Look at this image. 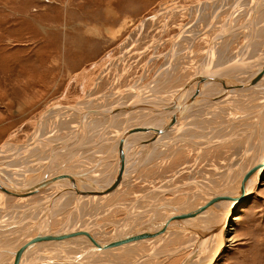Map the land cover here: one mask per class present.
Segmentation results:
<instances>
[{"label": "rangeland", "instance_id": "1", "mask_svg": "<svg viewBox=\"0 0 264 264\" xmlns=\"http://www.w3.org/2000/svg\"><path fill=\"white\" fill-rule=\"evenodd\" d=\"M207 1H210L209 4ZM221 1L0 0V146L7 143L8 147H6L7 150L5 149L6 153L0 152V167L6 168L9 173L11 172L13 174L12 177L17 174L26 173H34L47 177L68 173L73 175V168L69 165L62 167L63 162L56 160L58 164L54 165L51 163L55 162V160L42 162L44 161L43 153H41L42 161L38 159L39 156L34 155H27L23 159L24 149H18L19 146L27 143L36 134L38 140L42 143H49L50 145H54L57 143L56 141L74 137L75 131L74 125L72 126V124L78 123L77 120H81L78 117L79 113L71 108L54 109L57 105H74L78 108H85L90 105V107L98 108L115 101L119 93L125 94L127 90L131 91L132 87L130 85H137L136 87L140 86L143 89H152V91L159 92V95L173 97L180 91L179 87L182 81L184 83L191 80L192 76H196L199 71L201 72L203 67L205 68L211 60L215 59L227 47V43H229L227 49L230 50L228 51L230 54L231 51L232 53L234 51L240 53V50L245 48V43L250 42H246L250 36H252L253 40L255 39V42L264 40V0H241L240 3L242 6L244 5V8L241 6L239 8L240 11H237L238 15L236 17L237 20H235V25L238 22H243L244 24L252 8L255 6L256 9V5L251 3L255 1V4L261 3V5L258 4L260 15L259 12H255L256 20L254 23H258V28L255 29L253 34L247 33L246 24L242 26L246 30L242 29V27L239 31L235 30L237 28L233 29L234 35L228 36V40L226 38L225 40H221V49L215 55L217 41L212 44L208 41L210 39L209 37L204 38L203 36V38H200V34L196 33V31H202L204 25L206 27L211 26L210 28H213V31L210 29L209 34H211L215 28L219 29V25L221 26L226 22L230 11V2L224 4L223 7L221 6L214 14V10L216 11ZM199 3L203 4V6L201 7ZM209 16L212 19H210L212 21L211 23L214 24L218 21L215 28L211 23H207ZM220 29H223V27ZM183 31L185 32L182 33ZM226 31L228 30L226 29ZM186 33H188V36H185ZM192 33L193 35H190V39H188L189 34ZM176 39L177 42L180 40L178 42L179 47L175 50L177 51L175 55L177 59L173 58L171 61L167 58V55L170 52L169 50H171L173 40L175 42ZM210 46H212L211 50H209L211 48ZM203 56H205L204 59L202 58ZM208 57L209 59H206ZM174 61H176V64H173ZM193 64L196 66H193ZM174 65H176V70H171ZM200 66L203 67L200 69ZM162 67H164V73L163 69H161ZM196 67L197 69H195ZM161 73L165 75L163 76ZM160 83L162 86H160ZM212 90L209 96L201 99V101H205L203 106H213L219 102L221 106L223 104L222 107L224 108L216 107L218 109L215 108V110L218 111L221 108V115L215 113L216 117L212 116V120L211 115L205 109H200L199 114L203 117L201 115L199 116V114L197 115L201 119L204 118L202 120L209 122L206 123L200 118H197V122L200 123L203 129H199V136H202L206 132L205 136H202V139L207 140L209 138V140L214 141L207 142L205 143L206 145L201 147V149L205 147L207 150H196L193 147L191 149H185L183 147L178 152H175L174 156L172 154H164L162 157L170 160L165 161L168 163H166L167 165L162 161L163 159L157 160L156 163H151L152 165H146L138 170L136 169L137 172L136 170L134 172V174L136 173L135 177L123 175L111 186L116 187L115 194L110 193V197L108 196L105 199L103 198L105 197V192H103L100 195V199L95 200V203L91 200L89 202L87 198L74 201L73 197L75 192L73 191L68 196L58 199L57 206L52 208L58 211L63 209V213L55 212V216H51L53 221L51 220L50 224L53 222H56V224L53 223V226L49 224L50 229H55L56 227V230L59 228H62L61 230H71L72 228H79V226L81 229L85 227L84 230H92L94 234L91 233V235L100 241L102 238H105L104 240H110L119 235L120 232H126V235L136 230L135 228L133 229L135 222L143 223L139 229V231L143 232L148 227L147 225L166 221V219L160 217H166L179 208H185V211L190 212L186 211L184 213L193 214L194 217L200 216L202 213L204 216L205 212V215H208V217L215 213L217 216L221 207H223L224 200L209 204L212 199L207 200L206 193L200 192L201 190L196 187L197 184L195 185L191 181L198 180L203 186L204 183L209 184L210 189L222 191L221 193H229L234 189V184L238 177L244 176L243 174L248 171L249 167L256 160L255 154L257 150H255V146H257V143L255 142V145L251 143L252 145L250 144L251 146L247 147V137L244 136V138L240 139L242 137L241 135H243L241 133H244V130L248 128L246 124L249 123L250 125L256 119L255 116L259 114V111L261 110L262 112V108L258 106V104H261L259 99L249 98V92L247 91L246 94H244L243 90L242 92L241 90H237L239 93L233 92L232 90L223 92L217 87ZM221 92L228 95L225 96L228 103L220 100L222 98L220 97ZM123 94L118 99H121L120 97ZM238 94L239 96H237ZM105 102L106 104H104ZM44 114L45 116L40 118ZM213 119H216V122ZM110 124L114 125L111 131L119 130L120 122L116 125L115 116H113ZM80 127L78 124L75 130L79 129L80 131ZM191 128L190 126L188 128L183 127L180 131L182 132L183 129L189 130ZM226 132L227 134H224ZM116 133H119V131ZM75 135L77 137L81 136V134ZM88 136V139H96L98 137V130H95ZM106 138L108 137L106 136ZM219 139L227 140L226 142L218 143L219 146L217 145V147L215 145L217 143L215 142L219 141ZM232 139L239 141L233 142ZM230 140L232 141L230 142ZM259 145L258 142V147ZM85 146L86 150L87 145L85 144ZM172 151H175V149ZM114 152L112 153L114 154ZM172 156L174 158L175 156L177 157L173 162ZM13 157L14 160H12ZM154 158L155 156L152 157V159ZM12 161L26 163L22 167L25 171L19 172L16 168L15 170L14 168L12 169V166H5ZM118 161L113 164L110 163L106 169L111 168ZM227 168L229 169L227 170ZM95 177L98 178L97 176ZM124 180H128L129 182L121 183ZM13 182L15 183H2L5 186L17 188H26L32 185L26 183L21 186L16 183V180H13ZM157 187H163L162 189L166 192L162 191L163 193H159L158 189H156ZM166 187L170 188L167 190ZM147 189L154 193L152 194ZM60 190H62L60 187H50L33 194L13 195L0 189V243L3 239L5 241L10 239L11 242V245H9V242L4 246L0 244V249H7L6 247H12V249L15 247L20 248L24 245L31 238L26 237L28 236V232L34 230L31 233H35V229L39 227V224L45 222V220L43 222L41 221L45 218V213L50 212V205L53 202L56 203V193ZM105 191L107 192L108 189ZM209 192L210 190L207 193L209 194ZM251 193L249 197L243 200L240 207L233 212V216L229 222L234 227V231L226 237L227 240L225 239L223 250L213 264H264V178L259 187L255 188L254 192L252 191ZM43 195L44 197L42 198ZM69 201L72 202L66 205L68 208L65 206L59 209L60 205L67 204ZM160 201L161 203H167L169 209L162 210L156 214L157 212H153L154 206L160 203ZM124 204L127 206H124ZM87 205H90L89 208ZM210 205H213L215 209L211 208ZM204 207L206 209L210 208V210H206ZM135 208H138V211L145 212L141 215L134 216L135 222L129 223L130 225L128 224L123 229L121 222L132 221V219H129L132 217H129L127 213L129 212L128 210L131 209L132 211ZM196 209L201 212L204 210L201 213ZM47 210L49 211L46 212ZM87 210L88 212H86ZM91 210H94L93 212L96 211V214L91 213ZM154 213L158 218L152 217ZM69 216L74 217L72 221ZM92 216H98L95 217L97 221ZM57 219L61 220L58 221ZM119 223L121 227H119ZM203 223L205 222L203 221ZM5 224L8 225L5 226ZM169 225H167L169 235L166 233L158 236L159 231L150 235L148 234L146 237L138 238L118 246L120 248L116 247L117 249L111 248L110 251L107 250L108 255H105V252H103V255L101 251L94 252L95 255L94 253L90 254L89 249L92 248V245L89 244L86 246L79 243L83 238H75V240L70 242L66 240L65 243L68 244H61L62 246L58 243L51 247H43L46 248L47 251H45L47 253L44 250L40 251L41 249L31 253L39 256L42 252V254L45 252L44 255L61 252L57 256H60L64 262H79L87 256L85 260L88 262H97L98 260L99 262L97 263L99 264H181L189 253L190 246L195 239L194 241L191 240L193 241L192 243H189L190 232L184 233L177 230L180 231L179 236L171 234L173 231L169 230ZM87 226L90 228L88 229ZM171 229L173 228L171 227ZM157 237H160L158 245H154L150 240H154L155 242ZM73 244L80 245L78 247H81L82 250L77 256L71 257L67 255V252L69 249H73L71 248V246H74ZM52 247H56L53 248L55 252ZM143 251L146 253L147 251H152L154 255L148 256L145 254L147 258L139 260L140 253ZM206 253L207 251L205 253L200 252L199 254L198 251V257H195L197 258L195 263L199 264L206 257ZM99 254H102L101 256L104 259ZM100 261L102 262L100 263ZM52 262L54 264L55 260Z\"/></svg>", "mask_w": 264, "mask_h": 264}, {"label": "bare ground", "instance_id": "2", "mask_svg": "<svg viewBox=\"0 0 264 264\" xmlns=\"http://www.w3.org/2000/svg\"><path fill=\"white\" fill-rule=\"evenodd\" d=\"M221 1V0H220ZM232 1V0H231ZM227 1V0H222L218 6V8L216 9V11L214 10V14L215 12L218 11L219 8H221V6L223 7L224 4H226L227 2H230V5H229V13H228V16H227V20L226 22L223 24V25H219L220 28L223 27V29H216V25L218 24V21L217 23L215 22L214 24L211 23L212 19L211 17L209 16V20L207 23H211V25L213 26L214 25V32H212L211 34L210 33V27H206L205 25L203 26L204 29H202V31H196V33H199L200 34V38L204 36L205 37H209L210 39L208 40L210 43H216L217 41V47H216V51H215V55H217L221 49V40H228V36H232L234 35L233 33V29H235L236 31L244 26L246 24V28H247V33H252L255 32V29L258 28V23H254L255 20H256V13L259 12V15H260V11H259V5H261V3H258V4H255L256 2L253 1L251 3H253L254 5H256V9H255V6L252 8V10L250 11L249 15L246 17L245 21H244V24L243 22L242 23H239L237 25H235V20L238 13L237 11L239 10V8L242 6L241 5V0H234V1ZM247 1V0H246ZM208 2V1H207ZM210 2V1H209ZM208 2V4H209ZM235 2V3H234ZM250 2V1H249ZM212 3V2H211ZM210 3V4H211ZM244 3V2H243ZM200 4V3H199ZM207 4V5H208ZM245 4V3H244ZM201 7L203 6V4H200ZM211 6V5H210ZM209 6V7H210ZM213 6V5H212ZM244 6V5H243ZM242 6V7H243ZM200 7V8H201ZM207 7V6H206ZM216 7V5H215ZM244 8V7H243ZM223 9V8H222ZM210 10V9H209ZM254 10V11H253ZM220 11V10H219ZM240 11V10H239ZM211 12V10H210ZM221 12V11H220ZM256 12V13H255ZM264 12V11H263ZM262 13V11H261ZM182 14V13H181ZM207 14V13H206ZM209 14V13H208ZM254 14V15H253ZM258 15V17H259ZM255 16V17H254ZM263 16V15H262ZM216 17V16H215ZM243 18V17H242ZM211 19V20H210ZM219 20V19H218ZM240 21V20H239ZM242 21V20H241ZM221 22V21H220ZM206 23V24H207ZM204 24V23H203ZM220 24V23H219ZM185 25V24H184ZM142 27V26H141ZM202 27V28H203ZM206 27V28H205ZM198 28V27H197ZM196 28V29H197ZM199 29V28H198ZM213 29V28H212ZM211 29V30H212ZM226 29L228 31H226ZM242 29H245V27ZM241 29V30H242ZM262 29V28H261ZM220 30V31H219ZM246 30V29H245ZM193 31V30H192ZM213 31V30H212ZM229 31L230 34H229ZM185 31H183L182 33H184ZM187 32V31H186ZM243 33V32H242ZM246 33V35H248ZM218 34V35H217ZM236 34V33H235ZM244 34V33H243ZM251 34V35H252ZM257 34V33H256ZM188 36V33L185 34V36ZM190 35H193L192 34H189V38L190 39ZM197 35V34H196ZM227 35V36H226ZM237 35V34H236ZM258 35V34H257ZM198 36V35H197ZM249 36V35H248ZM193 37V36H192ZM195 37V35H194ZM198 37V38H199ZM224 37V38H223ZM179 38V37H178ZM186 39V37H185ZM196 39V38H195ZM215 40V41H214ZM180 40H178L179 42ZM247 41H250V42H247ZM177 42V39L173 40V44H172V47H171V50H169L170 52L168 53L167 55V58L169 60L172 61V59H177L175 57L177 51L176 48H178L179 46V43ZM232 42V41H231ZM247 43H245L244 47L242 50H240V53L243 52L242 54L238 53V52H235L229 54L227 47H229V43H227V47H225L220 53L219 55L211 60L206 66L205 64H203L205 66V68L203 66H200L199 68L202 69V71L200 72L199 71V68H198V73L197 75L195 76H192L191 80H188L186 82L180 84V91H178V93H180V97L179 99L175 96L173 97H170V96H167V95H159V92H155L152 91V89H143L142 87L138 86L135 87L133 85H130L132 87V90H127L125 94L123 93H119V96H121V94H123L122 97H120L121 99H118V98L113 101V102H109L110 104L108 105H103V106H100L98 108H94V107H89L86 106L85 108H78L74 105H57V107H55L54 109H62V108H71L72 110H74L75 112H78L79 115L78 117L81 118L80 121L77 120L78 123H75V124H72V126L74 125V137L73 138H66V139H63V140H60V141H56L57 145H50L49 143L46 144V143H42L40 140L37 139V134L34 135L27 143H24L22 146H19L18 149H24V156L22 157L24 159V157H26L27 155L31 156V155H34V156H39V160L42 159L41 157V153H43L44 157H43V160L42 162H45V161H48V160H56L57 161H60V162H63L62 164V167H66V166H70L73 168V175L77 178L80 179V188H86L85 185H90V187H95V186H101V187H104L105 185H103L104 182L108 181H112L115 176H116V179H115V182L120 179V177H122L123 175L129 177V176H133L135 177L136 173L134 174L135 170L141 168V167H144V166H148V165H152L151 163H156L157 160H162V161H170L166 158H163L162 156L164 154H172L174 156L175 152H178V150L180 148H183L185 147V149H191V147L195 148L196 150H204L201 147H203L204 145H206L205 143L207 142H214L213 140H209V138L206 140L202 139V136H205V133H203V135L199 136L198 132H199V129L203 130L200 125V123L197 122V118H200L199 116L201 114L200 113V109H205L207 110V113L209 115H211V120H212V116L216 117L215 113L217 115H221V111L219 109L218 110H215L216 107H222L220 105L219 102L215 103L213 106L211 105H208V106H203V103L205 101H201L202 98H205L207 96H209V93H211L215 87L219 88L218 86H221L222 84H228V83H235V82H240V81H245L247 80V78L249 76L252 75V73L257 69V68H260V67H264V40H261V41H258V42H255V39L253 40L252 39V36L249 37V39L246 40ZM220 43V44H219ZM219 44V45H218ZM232 46V45H231ZM183 47V46H182ZM190 47V46H189ZM211 48L209 50L212 49V46H210ZM188 48V47H187ZM207 48V47H206ZM205 48V50H206ZM242 48V47H241ZM182 49V48H181ZM191 49V48H190ZM214 49V48H213ZM213 51V50H212ZM239 51V50H237ZM249 51V52H248ZM194 52V51H193ZM205 52V51H204ZM242 55V56H240ZM206 56V55H205ZM205 56H203L202 58L204 59ZM190 57V56H189ZM210 57V56H209ZM206 58V59H209ZM195 59V58H194ZM201 59V58H200ZM193 61H196V60H193ZM202 61V59H201ZM209 61V60H208ZM167 62V61H166ZM176 61L173 62V64L175 63ZM185 62V61H183ZM204 62V60H203ZM234 62V63H232ZM168 63H171V62H168ZM202 63V62H200ZM199 63V64H200ZM206 63V62H205ZM232 63V66L234 68H236L234 71H231V72H228V73H223L221 74L222 72H220L219 70L221 68H223V66H226V65H230ZM167 64V63H166ZM176 64V63H175ZM188 64V63H187ZM198 65V64H197ZM168 66V65H167ZM175 66V67H174ZM172 69L176 70V65H174ZM179 66V65H178ZM193 66H196L193 64ZM165 67V65H164ZM164 67H162L161 69H163ZM170 67V66H169ZM198 67V66H197ZM197 67L195 69H197ZM213 67V68H212ZM180 68V67H179ZM212 68V69H211ZM178 69V68H177ZM194 69V71H195ZM193 70V69H192ZM210 70V72H209ZM160 71V70H159ZM168 71V70H167ZM163 73H164V69H163ZM168 73V72H167ZM196 73V72H195ZM159 74V73H158ZM162 74V73H161ZM163 75V74H162ZM165 75V74H164ZM163 75V76H164ZM170 75V74H169ZM202 75H205L207 79V76H215L213 79L211 80H202V82H197L200 77ZM161 76V75H160ZM168 76V75H167ZM174 76V75H172ZM188 77V76H187ZM163 78V77H162ZM165 78V77H164ZM168 78V77H167ZM170 79V78H169ZM179 79V78H178ZM188 79V78H187ZM160 80V79H159ZM164 80V79H163ZM168 80V79H167ZM176 80V79H174ZM156 81V80H155ZM137 82V81H136ZM159 82V81H158ZM140 83V82H139ZM138 83V84H139ZM180 83V82H179ZM252 84L254 85V88L251 89V90H247V89H243L244 91V94H246V91L249 92V98H253V99H259V101L261 102V104H258V106H260L262 108V112L261 110L259 111V114L255 116V120L252 121L249 125V123L246 124V126H248V128L246 130H244V133H241L243 135H241L242 137H240V139L247 137V141H246V144H247V147L251 146L252 144L255 145L254 143L256 142L257 146H255V150L256 151V154H255V163L252 164L249 169L251 167H253L254 165H256L257 163H260V159H259V156H260V152H261V149H262V144L263 141H264V74H262L259 78H257L255 81L252 82ZM116 85V84H115ZM125 86V85H124ZM129 86V87H130ZM160 86L161 83H160ZM113 90V89H112ZM124 90V89H123ZM223 91V90H222ZM233 92H236V93H239V91L237 92V90H232ZM120 92V91H118ZM242 92V90H241ZM112 93V92H111ZM177 93V94H178ZM229 93V92H228ZM105 94V93H104ZM108 94V93H107ZM231 94V93H230ZM242 94V93H241ZM240 94V95H241ZM129 95V96H128ZM227 94L225 93H222L221 92V96L222 97L220 100L224 101V102H227L226 101V96ZM243 95V94H242ZM101 96V95H100ZM228 96V95H227ZM239 96V94L237 95ZM224 97V98H223ZM234 97V96H233ZM246 97V96H245ZM91 98V97H89ZM97 98V97H96ZM231 98V97H229ZM95 99V98H94ZM208 99V98H206ZM91 100V99H90ZM233 100V99H232ZM236 100V99H235ZM252 100V99H251ZM106 101V100H105ZM214 102V101H213ZM251 102V101H250ZM198 103H200V105L198 106H194V105H197ZM223 103V102H222ZM228 103V102H227ZM106 104V102L104 103ZM189 105L190 104V109L184 111L182 114H180L177 119H173V121H169L171 119H169V117L171 116V114L173 112H177V111H180L182 106L184 105ZM240 104V103H239ZM257 104V103H256ZM225 105V104H224ZM233 105V104H232ZM237 105V104H236ZM253 105V104H252ZM251 105V106H252ZM82 106V105H81ZM211 107V108H210ZM239 107V106H238ZM224 107H222L223 109ZM259 108V109H261ZM71 109H67V110H71ZM76 109V110H75ZM218 109V108H216ZM52 110V109H51ZM204 110V111H205ZM218 111V112H216ZM228 111V110H227ZM172 112V113H171ZM249 112V110H248ZM246 112V113H248ZM253 112V111H252ZM206 113V112H205ZM229 113V112H228ZM245 113V114H246ZM199 114V116L197 117V115ZM203 114V113H202ZM249 114V113H248ZM252 114V113H251ZM250 114V115H251ZM44 115H41L40 118H42ZM113 116H115V119H116V125H118V122H120V125H119V130H114V131H111L112 127L114 126L113 124H110V122L112 121L113 119ZM191 116V117H189ZM245 116V115H244ZM201 117H203L201 115ZM220 118V116H218ZM247 117V116H246ZM263 117V122H261V119ZM39 118V119H40ZM218 118V119H219ZM222 118V117H221ZM231 118V117H230ZM201 119V118H200ZM204 119V118H202ZM201 119V120H202ZM217 119V118H216ZM216 119H213L215 122H216ZM199 120V119H198ZM200 120V121H201ZM209 120V119H208ZM210 120V121H211ZM203 122L206 120H202ZM219 121V120H218ZM227 122V121H226ZM206 123H209V122H206ZM212 123V121H211ZM221 123V122H220ZM78 124L81 126V130L79 131V129H76L75 130V127L77 128L78 127ZM241 124V123H240ZM67 125V124H66ZM132 125V126H131ZM144 125H152L154 128H157V130L155 131L156 133L155 134H151L152 136H150L149 134H140V133H137V134H131L129 133L130 131L134 130V129H137L141 126H144ZM245 125V124H243ZM38 126V125H37ZM192 127L191 129H183L182 132L180 131L183 127L184 128H188V127ZM204 126V125H203ZM207 126V125H205ZM218 126V125H217ZM220 126V125H219ZM236 126V125H235ZM244 126V127H246ZM239 127V126H238ZM224 128V127H223ZM227 128V127H226ZM195 129V130H194ZM83 130H84V134H83ZM95 130H98V137H96V139H88L89 138V134L93 133ZM193 130V131H192ZM213 130V129H211ZM224 130V129H223ZM232 130V128H231ZM70 131V130H69ZM119 133H116L118 132ZM216 131V130H215ZM240 131V130H238ZM230 132V131H229ZM71 133V132H70ZM126 133V134H125ZM200 133V132H199ZM75 134H81V136L77 137ZM100 134V135H99ZM213 134V133H212ZM211 134V135H212ZM224 134H227L224 133ZM246 134V135H245ZM96 135V134H95ZM147 136L146 140H151V143H143L141 146H139V148L135 150V147H132L130 151H126L125 153V156L123 158V166L122 168L118 171V163L119 161L115 164L114 166V175H113V178L110 177L111 175V170H112V167L111 168H108L106 169L110 163H115L117 160H119V152L120 150L123 148V146H127L128 145V142H132V140L136 139V138H139V137H144V136ZM240 135V134H239ZM88 136V137H87ZM106 136L108 138H106ZM214 136V135H213ZM223 136V135H222ZM225 136V135H224ZM87 137V138H86ZM93 137V136H92ZM221 137V136H220ZM219 137V138H220ZM215 138V137H214ZM235 138V137H234ZM68 139V140H67ZM211 139V138H210ZM104 140V141H102ZM227 139H219V141H216L215 144L216 146L220 143V142H226ZM233 142H237L239 140H235V139H232ZM230 140V142L232 141ZM102 141V142H101ZM120 142V143H118ZM258 142H259V147H258ZM88 143V144H87ZM118 143V144H117ZM252 143V144H251ZM85 144L88 146L87 149H83V151L81 150L80 152L79 151H75V150H72V148L74 146H77V145H82V146H85ZM117 144V145H116ZM127 144V145H126ZM234 144V143H233ZM251 144V145H250ZM18 145V144H16ZM236 145V144H235ZM217 146V147H218ZM221 146V144H220ZM229 146V145H228ZM245 146V144H244ZM6 147H7V143H4V145L0 146V152L2 153H6ZM108 147V148H107ZM179 147V148H178ZM235 147V146H234ZM240 147V146H239ZM242 147V145H241ZM254 147V146H253ZM8 148V147H7ZM11 148V147H10ZM9 148V149H10ZM208 148V147H207ZM6 149V150H5ZM117 149V150H116ZM173 149H175V151H172ZM250 149V148H249ZM101 150H104V151H101ZM116 150V151H115ZM182 150V149H181ZM207 150V149H205ZM115 151V152H114ZM149 151V152H148ZM223 151V150H222ZM236 151V150H235ZM114 152V154L112 153ZM132 152H134L132 154ZM102 153V154H101ZM77 156H76V155ZM86 154H89V155H86ZM180 154V153H178ZM232 154V153H231ZM42 155V156H43ZM106 155V156H105ZM182 155V154H181ZM185 155V154H184ZM223 155V154H222ZM154 159H152V157H154ZM171 156V155H170ZM172 156V157H173ZM177 156V154H176ZM175 156V158L173 157L172 159V162L174 160L177 159V157ZM183 156V155H182ZM245 157V156H244ZM168 158V157H167ZM9 159V157H8ZM17 159V158H15ZM21 159V158H20ZM26 159V158H25ZM180 159V158H179ZM178 159V160H179ZM233 159V158H232ZM242 159V158H241ZM10 160V159H9ZM14 160V157L13 159ZM34 160V159H33ZM32 160V161H33ZM116 160V161H115ZM23 161V160H22ZM160 161V162H162ZM243 161V160H242ZM248 161V160H247ZM36 162V161H35ZM52 162L51 164L54 165V164H58L57 162ZM8 163V162H7ZM163 163V162H162ZM167 162H165V165ZM171 163V162H170ZM241 163V162H240ZM164 164V163H163ZM243 164V163H242ZM26 165V163H18V161H12L11 163H8L7 165L5 166H12L11 168L15 170L18 169L19 172H24L25 169L23 170V166ZM72 165V166H71ZM240 165V164H239ZM140 166V167H138ZM193 166V165H192ZM221 166V165H220ZM234 167V166H233ZM237 167V166H236ZM241 167V166H240ZM248 167V166H247ZM22 168V169H21ZM232 168V167H231ZM242 168V167H241ZM80 169V170H79ZM229 168H227L228 170ZM240 169V168H239ZM248 169V170H249ZM136 170V172H137ZM243 170V169H242ZM241 170V171H242ZM247 170V169H246ZM113 171V170H112ZM240 171V172H241ZM118 172V173H117ZM178 172V171H177ZM228 172V171H227ZM233 173V172H232ZM237 173V172H235ZM248 173V171L245 172V174H243L244 176H239L238 179L235 181V184H234V189L231 191V192H227V193H221L222 191H214L212 189H210L209 187V184H206L204 183V186L201 185L202 183H200L198 180H192L191 182L195 183V185L197 184L196 187H198L201 191L200 192H203V193H206V197H207V200H211V199H214V198H218L217 196L219 194H229V195H233L237 190L238 188L240 187L241 185V182L242 180L244 179L245 175ZM131 174V175H130ZM241 174V173H240ZM12 173L8 172L6 170V168L4 167H0V180L2 182H7V183H15L13 182V180H16L18 184H20L21 186L23 184H26V183H30V184H35L36 182H38L39 180L43 179V178H52V177H47V176H41V175H36L34 173H26V174H17L16 176L12 177ZM65 175H71V174H65ZM233 175V174H232ZM239 175V174H238ZM95 176H97L98 178H96ZM226 177V176H225ZM228 177V176H227ZM231 178V177H230ZM263 178H264V166L263 168L260 170H258L245 184V187H246V192L247 194L243 197L242 200H240L238 202L237 205H235V209L232 211L231 209V204H232V201H225L223 202V207H221V210L220 212H218L217 216L214 214L211 217H208V215L206 216V212L203 216V210H202V214L200 216H197V217H194L193 215L186 218V219H183V220H175L173 222H170L169 224H172L170 226V231H173V233L171 234H174L175 236H179V232L182 231L184 233H188L190 232V242L189 243H192L195 239V241L191 244L190 246V250H189V253L187 254V256L184 258L183 262L181 264H184L185 261L193 255V257L187 261V263L185 264H198V263H195L196 259L195 258L196 256L198 257V254L197 252L199 251V254L200 252H203L206 253V257H204L203 260H201L200 263L202 264H213L214 261L216 259H218L219 255L221 254L222 250H223V247L225 245V239L226 237L231 234L234 230V227L232 226V224H230V220L232 218V214L233 212H235V210L237 208L240 207V204L243 202V200H245L247 197H249V195H251L252 191L254 192L255 188H258L259 185L261 184V182L263 181ZM224 179V178H223ZM210 180V179H209ZM212 180V179H211ZM231 180V179H230ZM83 181V182H82ZM128 180H124L123 182L121 183H124V182H127ZM105 183V184H108ZM129 182V181H128ZM127 182V183H128ZM233 182V181H232ZM111 183V182H110ZM238 183V184H237ZM190 184V183H189ZM230 184H231V181H230ZM240 184V185H239ZM258 184V186H257ZM50 187H60L62 188V190L58 191L56 194H57V199H56V203L53 202L51 205H50V212L49 213H45V218L42 219L41 222H43L45 220L44 223L42 224H39V227H37L35 230V233H31V231L34 232V230H30L28 232V236H26L27 238H30L28 241H30L32 238H34L36 236V233H43V234H50V233H55V232H62L63 230H61L62 228H59L58 230H56V227L55 229H50V222L51 220L53 221V219H51V216H55L54 213L55 212H62L63 209L62 207H65L66 205L68 204H71L70 202H72L73 200H78V199H83V198H88L89 199V202L90 200L91 201H94L95 203V200H99L100 199V195L101 193L105 192V197L103 198H108V196L110 197V193H114L115 192V188L116 187H110L108 189V191H103L101 193H90V192H86L84 193L83 191L79 192L77 190H75V187L70 185L69 182L67 181H63V182H56V183H53L51 185H49L48 187L46 188H50ZM69 187V188H68ZM77 187L79 188V186L77 185ZM89 188V187H88ZM119 188V187H118ZM163 188V187H162ZM162 188H156L158 189V192L161 193L162 191H164ZM170 187H166V189L168 190ZM155 189V188H154ZM160 189V190H159ZM162 189V190H161ZM120 190V189H119ZM208 190H210L209 194L207 193ZM73 191L75 192L74 193V199L72 201H69L67 204H62L60 205V208L59 209H62L61 211H57L55 209H52L54 206H57V200L60 199V198H63L64 196H68L69 194L73 193ZM147 191H150L147 189ZM146 192V191H144ZM151 192V191H150ZM166 192V191H164ZM225 192V191H224ZM109 193V194H108ZM149 193V192H148ZM152 193V192H151ZM154 193V192H153ZM152 193V194H153ZM158 193V194H159ZM163 193V192H162ZM115 194V193H114ZM142 194V193H141ZM145 194V193H144ZM157 194V193H156ZM143 195V194H142ZM150 195V194H149ZM44 197V195L42 196V198ZM145 197V196H144ZM154 197V196H153ZM202 197V196H201ZM138 198V197H137ZM162 198V197H161ZM205 198V196H204ZM203 198V200H204ZM160 199V198H159ZM136 200V199H135ZM205 199V201H207ZM73 201V202H74ZM82 202V201H81ZM87 202V201H86ZM98 202V201H96ZM117 202V201H116ZM130 202V201H129ZM221 202V201H220ZM84 203V202H83ZM92 203V202H91ZM115 203V202H114ZM118 203V202H117ZM116 203V204H117ZM74 204V203H73ZM81 204V203H80ZM89 204V203H88ZM97 204V203H96ZM138 204V203H137ZM214 204V203H212ZM82 205V204H81ZM92 205V204H91ZM168 204L163 202L161 203H158L154 206V211L153 212H157L156 214H158V212L162 211V210H167L169 209ZM203 205V204H202ZM201 205V206H202ZM207 205V204H206ZM216 205V204H215ZM74 206V205H73ZM88 208L90 205H87ZM122 206V205H121ZM124 206H127L124 204ZM123 206V207H124ZM130 206V205H128ZM205 206V204H204ZM209 206V205H208ZM137 207V206H136ZM152 207V206H151ZM196 207V206H195ZM206 207V206H205ZM204 207V208H205ZM211 208H213V205L211 206ZM215 207V206H214ZM66 208H68L66 206ZM66 208H64L66 210ZM72 208V207H71ZM80 208V207H79ZM83 208V207H82ZM91 208V207H90ZM93 208V207H92ZM113 208V207H112ZM197 208V207H196ZM202 208V207H201ZM201 208H199V210H201ZM217 208V206H216ZM81 209V208H80ZM79 209V210H80ZM94 209V208H93ZM107 209V208H106ZM117 209V208H116ZM136 209V208H135ZM135 209H133L131 211L128 210L129 212L127 213V215L129 216V214L133 213L135 211ZM206 209V208H205ZM210 210V208H207ZM206 209V210H207ZM215 209V208H213ZM49 210H47L46 212H48ZM76 210V209H75ZM86 210V208H85ZM97 210V209H96ZM120 210V208H119ZM145 210V209H144ZM152 210V209H151ZM198 211V209H196ZM195 210V211H196ZM77 211V210H76ZM82 211V210H81ZM92 212L91 213H95L93 212L94 210H91ZM177 211H180V212H186L185 211V208L184 209H178ZM219 211V210H218ZM85 212V211H83ZM88 212V210L86 211ZM90 212V211H89ZM136 212V211H135ZM145 212V211H143ZM142 211H138L136 212L133 216H131L132 218H129L130 220L132 219V221H124V222H121V225L124 228L127 227V225L132 222H135L134 220V216H138V215H141L143 213ZM150 212V211H149ZM172 212V211H171ZM187 212H190V211H187ZM209 212V211H208ZM63 213V212H62ZM74 213V214H73ZM71 213L74 215L75 217V211ZM82 213V212H80ZM153 214V218H158V216L156 214ZM84 214V213H82ZM88 214V213H87ZM96 214V213H95ZM186 214V213H184ZM210 214V213H208ZM60 215V214H59ZM86 215V213H85ZM84 215V216H85ZM91 215V214H90ZM98 215V213H97ZM52 216V217H53ZM58 216V215H57ZM56 216V217H57ZM77 216V215H76ZM99 216V215H98ZM98 216H95V217H98ZM173 216H176V213L175 212H172L170 213L168 216L166 217H160V218H164L166 219V221L170 218H172ZM55 217V218H56ZM61 217H63L61 215ZM73 216L69 218L71 219L72 221V218H74ZM81 217V216H80ZM87 217V215H86ZM89 217V216H88ZM94 216H92V218L95 219ZM54 218V219H55ZM60 218V216H59ZM68 218V219H69ZM91 218V219H92ZM115 218V216H114ZM138 218V217H136ZM150 218V217H149ZM212 218H214L212 220ZM65 219V218H64ZM76 217L74 218V221H75ZM80 219V218H79ZM83 219V217H82ZM81 219V220H82ZM111 219V218H110ZM116 219V218H115ZM128 219V220H129ZM58 220V219H57ZM61 220V219H59ZM58 220V221H59ZM67 220V219H66ZM85 220V219H84ZM83 220V221H84ZM96 220V219H95ZM121 220V219H120ZM56 221V220H55ZM94 221V220H93ZM97 221V220H96ZM203 221L205 223H203ZM64 222V221H63ZM79 222V221H78ZM89 222V221H88ZM127 222V223H126ZM180 222V223H178ZM54 224H56V222H53ZM52 223V224H53ZM59 224V222H57ZM72 223V222H71ZM74 223V222H73ZM82 223V222H81ZM94 223V222H93ZM114 223V222H113ZM50 224V225H52ZM65 224V222H64ZM63 224V225H64ZM68 224V223H67ZM70 224V223H69ZM75 224V223H74ZM79 224V223H78ZM97 224V223H96ZM99 224V223H98ZM129 224V225H130ZM140 224V223H137L135 222L133 225V229L136 228V226ZM8 225V224H5V226ZM61 225V224H60ZM66 225V224H65ZM71 225V224H70ZM80 225V224H79ZM78 225V226H79ZM87 225V224H86ZM85 225V226H86ZM119 227L120 226V223L118 224ZM125 225V226H124ZM132 225V226H133ZM53 226V225H52ZM72 226V225H71ZM89 226V225H88ZM87 226V227H88ZM68 227V226H67ZM66 227V228H67ZM75 227V226H74ZM101 227V226H99ZM171 227L173 229H171ZM65 228V229H66ZM71 228V227H70ZM69 228V229H70ZM78 228V227H76ZM76 228H72L71 230H64L66 232H73V231H77ZM85 228V227H84ZM82 228V229H84ZM90 227H88L89 229ZM100 229V228H99ZM113 230V229H112ZM117 230V228H116ZM142 230V229H141ZM177 230H180V231H177ZM99 232V231H98ZM117 232V231H116ZM138 232H141V231H138ZM114 233V232H113ZM168 233L169 235V231H165V232H161L159 231L158 233V236H161V234H166ZM115 234V233H114ZM108 235V234H107ZM167 235V237H168ZM172 236V235H171ZM188 237V238H189ZM75 238H83L81 239V242H85V241H88V239L84 238L83 236H78V237H75ZM75 238H73V240H75ZM99 238L101 239V237L99 236ZM159 238L160 237H157V239L155 240H150L152 243H154V245H158V242H159ZM105 239V238H104ZM103 238L99 241V242H107V239L104 240ZM193 240V241H191ZM227 240V239H226ZM27 241V242H28ZM66 240H62V241H49V242H42V243H39V244H36L35 246L31 247L22 257L21 259V262L20 264H34V263H37V262H40L41 264H43L42 262H45V261H48L51 262L49 264H53V260H55L54 264H99L97 262H99L97 260L96 261H87L85 259H87V257L84 259H82V261H79V262H69V261H62L61 260V257L60 256H57V254L59 253H51V255H44L45 252L47 251L46 248H43V247H48L49 244H63L65 243ZM7 242H9V245H11L10 243V239H8L7 241H5L3 239V241L0 243L2 244V246H4L5 244H7ZM25 242V243H27ZM162 242V241H161ZM76 243H77V240H76ZM75 243V244H76ZM44 244V246L40 247L39 245H42ZM73 244L74 246H71V248H73L72 250H68L67 252V255L68 256H71V257H74V256H77L82 248L81 247H78L80 245H75ZM160 244V243H159ZM47 245V246H46ZM64 245V244H63ZM86 245V244H84ZM89 245V244H88ZM153 245V246H154ZM36 246H39V247H36ZM62 246V245H61ZM51 247V246H50ZM7 249H0V264H12L13 263V260H14V252H16L17 249H19V247H15L12 249V247H6ZM53 248H56V247H52ZM61 248V247H60ZM113 248H116V247H113ZM151 248V247H150ZM154 248V247H153ZM157 248V247H156ZM155 248V249H156ZM38 249H41L40 251L42 250H46L44 252V254L41 253V255L39 256H36L35 253L32 254L31 252L35 251V250H38ZM111 248L109 249H106V250H102L101 252H105L106 254L105 255H108L107 253V250L110 251ZM152 249V248H151ZM150 249V250H151ZM51 250V249H50ZM55 249H53L54 251ZM8 251V253H10V255H7L6 252ZM39 252V251H38ZM49 252V250H48ZM52 252V251H51ZM55 252V251H54ZM47 253V252H46ZM50 253V252H49ZM61 253V252H60ZM59 253V254H60ZM93 253V252H92ZM112 253V252H111ZM110 253V254H111ZM157 253V252H156ZM88 254V253H87ZM148 255V256H153L154 253L151 252H148L147 253L145 251H143L142 253H140V256H139V260L141 259H146L147 257L145 256ZM153 254V255H152ZM197 254V255H196ZM95 255V253H94ZM102 255V254H101ZM99 254V256H101ZM104 255V253H103ZM200 256V255H199ZM94 257V256H93ZM103 258V256H101ZM105 257V256H104ZM108 257V256H107ZM195 258V259H194ZM89 259V258H88ZM98 259V257H97ZM104 259V258H103ZM108 259V258H107ZM96 260V259H95ZM206 260V261H205ZM102 261H100L101 263ZM38 263V264H40ZM199 263V264H200ZM117 264V263H115Z\"/></svg>", "mask_w": 264, "mask_h": 264}, {"label": "water", "instance_id": "3", "mask_svg": "<svg viewBox=\"0 0 264 264\" xmlns=\"http://www.w3.org/2000/svg\"><path fill=\"white\" fill-rule=\"evenodd\" d=\"M234 63V62H232ZM232 63L229 65H226V66H223V68H221L219 71L222 72L221 74L223 73H228V72H231V71H234L236 68H234L232 66ZM262 74H264V67H260V68H257L251 76H249L247 78V80L245 81H240V82H235V83H228V84H222L221 86H219L218 89H221L223 90V92H226V91H231V90H243V89H247V90H251L254 88V85L252 84L253 81H255L257 78H259ZM215 76H207V79L205 75H202L200 77V79L197 81V82H202V80L204 79L205 81L206 80H211L213 79ZM203 80V81H204ZM176 97L179 99L180 97V93H178L176 95ZM200 105V103H198L197 105H194V106H198ZM190 104L188 105H184L182 106L181 110L180 111H175V112H171V116L169 117V121H173V119H177V117L182 114L184 111H186L187 109L189 110L190 109ZM261 122H263V117L261 119ZM157 128H154L152 125H144V126H141L137 129H134L132 131H130L129 133L131 134H137V133H140L142 135L144 134H149L150 136H152L153 134H155ZM126 134V133H125ZM152 134V135H151ZM147 136L145 135L144 137H139V138H136L134 140H132V142H128V145L127 146H123V148L120 150L119 152V163H118V171L122 168L123 166V158L125 156V153L126 151H130L132 147H135V151L139 148V146H141L143 143H151V140H146ZM262 144V149H261V152H260V156H259V159L261 160L260 163H257L256 165H254L253 167H251L249 170H248V173L245 175L244 179L242 180L241 182V185L240 187L238 188V190L233 194V195H229V194H219L217 197L218 198H214L211 200L212 203H215L217 201H220V200H225V201H232V204H231V209L232 211L235 209V205L238 204V202L240 200L243 199V197L247 194L246 192V187H245V184L246 182L260 169L263 168L264 166V141ZM88 147V146H87ZM86 146H82V145H77V146H74L72 148V150H75V151H81L83 149H85ZM114 166L115 164L113 165L112 167V170H111V175L110 177L113 178V175H114ZM116 168V166H115ZM118 173V172H117ZM115 179H116V176L115 178L112 180V182L107 185L105 183H107L108 181L104 182L103 185H107L105 187H101V186H95V187H90V185H85L86 188H80V179L73 176V175H57V176H54L52 178H43L41 180H39L38 182H36L35 184H32L30 186H27L26 188H17V187H8V186H5L2 181L0 180V189L7 192V193H10V194H13V195H27V194H33V193H37L43 189H45L46 187H48L49 185L53 184V183H56V182H63V181H67L70 183V185L74 186L75 187V190L81 192L83 191L84 193L86 192H90V193H101L107 189H109L115 182ZM83 182V181H82ZM77 185L79 186V188L77 187ZM258 186V184H257ZM89 187V188H88ZM209 203V204H212V203ZM198 212H201V211H198ZM192 213V212H191ZM193 214H180V215H176V216H173L172 218L168 219L167 221H163V222H160V223H157V224H154V223H151V225H147L148 227L145 229V231L143 232H137V231H132L124 236H120L117 235L116 237L117 238H114L112 240H107V242H99L98 240L95 239V237H93L91 235V233H89L88 231L86 230H77V231H73V232H55V233H50V234H43V233H39L37 234L36 237L32 238L30 241H28L27 243H25L24 245H22L19 249L16 250V252H14V260H13V263L12 264H20L21 262V259L23 257V255L33 246H35L36 244H39V243H42V242H49V241H62V240H68L69 242L70 241H73V238L75 237H78V236H86L88 238V241H85V242H79L80 244H91L92 245V248H90V254L93 252H100L102 250H106V249H109V248H113V247H118L120 245H123L129 241H132V240H135V239H138V238H143V237H146L148 234H153L155 232H158V231H161V232H165L167 231V225L170 223V222H173L175 220H183V219H186L190 216H192ZM155 229H159V230H156ZM120 236V237H118ZM63 244H68V243H63ZM56 245L55 243L53 244H49L48 246H54ZM40 247L44 246V244L42 245H39ZM39 246H36V247H39ZM47 246V245H46ZM7 255H10V253L6 252ZM87 256H85L86 258ZM193 257L190 256L186 261L185 263H187V261H189L191 258ZM43 264H49L51 262L48 261H45V262H42ZM184 263V264H185ZM38 264V263H36Z\"/></svg>", "mask_w": 264, "mask_h": 264}, {"label": "crops", "instance_id": "4", "mask_svg": "<svg viewBox=\"0 0 264 264\" xmlns=\"http://www.w3.org/2000/svg\"><path fill=\"white\" fill-rule=\"evenodd\" d=\"M131 126H132V125H131ZM54 145H57V144H54ZM107 148H108V147H107ZM101 151H104V150H101ZM88 198H90V197H88ZM88 198H87V199H88ZM135 211L138 212V208H136ZM135 211H134L133 213L129 214V217H130V216H133V215L136 213ZM175 213H176V215L184 214V212H180V211H177V210L175 211ZM142 224H143V223H142ZM142 224H138V226H136V228H135L136 230H133V231H139V229H140V227H141ZM171 225H173V224H170L169 227H170ZM76 229H77V230H84V229H81L80 226H79V228H76ZM63 232H66V231H63ZM88 232L94 234V233L92 232V230H89ZM131 232H132V231H131ZM125 233H126V232H125ZM125 233L120 232V236H124ZM120 236H118V237H120ZM83 237L86 238V239H88L86 236H83ZM93 237H94V236H93ZM114 238H117V237L115 236V237L111 238L110 240H112V239H114ZM98 241H99V240H98ZM86 246H87V245H86ZM124 247H127V246H124ZM124 247H121V248H124ZM117 248H120V247H117ZM117 248H116V249H117ZM7 252H8V251H7ZM105 252H106V251H105ZM86 262H87V260H86Z\"/></svg>", "mask_w": 264, "mask_h": 264}]
</instances>
